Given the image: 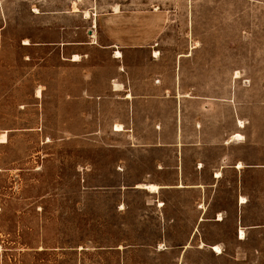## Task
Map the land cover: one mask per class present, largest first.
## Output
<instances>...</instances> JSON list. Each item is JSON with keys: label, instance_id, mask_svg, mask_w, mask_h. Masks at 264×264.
<instances>
[{"label": "rangeland", "instance_id": "rangeland-1", "mask_svg": "<svg viewBox=\"0 0 264 264\" xmlns=\"http://www.w3.org/2000/svg\"><path fill=\"white\" fill-rule=\"evenodd\" d=\"M0 264H264V0H0Z\"/></svg>", "mask_w": 264, "mask_h": 264}, {"label": "crops", "instance_id": "crops-1", "mask_svg": "<svg viewBox=\"0 0 264 264\" xmlns=\"http://www.w3.org/2000/svg\"><path fill=\"white\" fill-rule=\"evenodd\" d=\"M118 13H116L115 11H112L111 13V17L110 19H113L115 18V16L117 15ZM149 44L148 43H119V42H111V43H108V44H104L103 46H100L102 49L104 50H113V49H121L123 50V54L126 50H129V49H133V50H136V49H141V48H145V47H148ZM117 60V58H114ZM183 96V95H182ZM184 99H189V101H197V103L199 105H202L203 103L205 105H207V107H214L216 106V104L220 105L221 102L217 99H213V100H205V99H201V98H197V97H191L190 95H184L183 96ZM206 102H209V103H206ZM228 103V102H226ZM201 107V106H200ZM204 107V106H202ZM183 111H184V106H183ZM236 123H238V121L236 120ZM238 126H239V123H238ZM202 127V126H200ZM241 127V126H240ZM236 134H239V133H235L233 135L230 136L229 139L227 140H223L221 142H218V143H209V144H205V143H198V144H195V143H190V144H185L183 141L182 143L178 142V143H175V144H172V146H177V147H180L181 145V151L184 152L185 148H195V149H198V151H201L203 153H207L209 152L210 150L209 149H216L218 152L219 151H224L232 146H235L237 144H240L239 142H235L233 141L232 137H234ZM182 161V165H181V169H183V157L181 159ZM239 163H242L244 165V167L242 169H239L237 165H239ZM214 165H212L209 169V174H210V178L212 180H214V182H219L222 178H224L225 176V173L228 169H237V171L240 172V170H244L245 168H255V167H260V165H251V164H246L245 162H240V161H237L235 160L234 162H232L230 160L229 157H222V156H218V160L214 163ZM199 165H202V169L203 170H207L208 169V162L205 161L204 158H201L197 161L194 162V166H196L198 168ZM200 169V168H198ZM217 173H222V176L220 178H216V175ZM183 172H182V179L184 178L183 176ZM180 185V184H179ZM184 185V184H183ZM178 186V185H177ZM177 186H174V188H177V189H181V188H178ZM185 187L182 188V189H187V188H190V189H200L202 186L199 185V184H196V185H184ZM162 188V187H161ZM168 188V187H167ZM220 215V214H219ZM218 221H223V220H218ZM219 255V254H218Z\"/></svg>", "mask_w": 264, "mask_h": 264}, {"label": "bare ground", "instance_id": "bare-ground-1", "mask_svg": "<svg viewBox=\"0 0 264 264\" xmlns=\"http://www.w3.org/2000/svg\"><path fill=\"white\" fill-rule=\"evenodd\" d=\"M75 8V7H74ZM118 9V8H117ZM75 11H77V9L75 8L74 9ZM90 16V14H89V12H86V17H89ZM94 24H95V27H96V21L94 22ZM93 37L95 38L96 36H95V33L93 34ZM27 44H29L28 42H27ZM123 57V54H122V52L121 51H117V53H116V56H115V58H122ZM81 60V56L80 55H74V57H73V60L72 61H74V62H78V61H80ZM122 86V85H121ZM115 87H116V91H122L121 89H119L120 88V86H119V84L118 85H115ZM124 89V88H123ZM38 94H40V91L38 92ZM132 98V95L131 94H129L128 95V97H127V99H131ZM240 124H242V121H240ZM241 126H243V125H241ZM116 130L117 131H122L123 130V126L121 125V124H117L116 125ZM235 140H239V141H242L243 139H244V136L243 135H241V134H236L235 136ZM1 139L3 140V141H7V134L5 133V134H3L2 136H1ZM234 141V140H233ZM238 141V142H239ZM244 141V140H243ZM240 168H243V165H242V163L240 164ZM222 176V173H217V175H216V178H220ZM178 188H184L185 186L183 185V184H180V185H178L177 186ZM139 188H141V189H144V190H146V191H149V192H151V193H154V194H156V193H159V191H160V188H161V186H159V185H157V184H152V183H148V184H141V185H139ZM242 200H245L244 198H242ZM218 220H223V215L222 214H220L219 215V219ZM202 221H203V219H202ZM240 239H245V236H246V233H245V231L243 230V229H241V231H240ZM202 246L204 247L205 246V244L204 243H202ZM212 250L215 252V253H217V254H222V250H221V248L219 247V246H213L212 247Z\"/></svg>", "mask_w": 264, "mask_h": 264}]
</instances>
